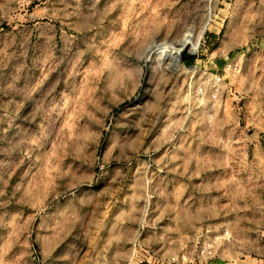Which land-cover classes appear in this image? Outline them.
I'll list each match as a JSON object with an SVG mask.
<instances>
[{
    "label": "rangeland",
    "instance_id": "1",
    "mask_svg": "<svg viewBox=\"0 0 264 264\" xmlns=\"http://www.w3.org/2000/svg\"><path fill=\"white\" fill-rule=\"evenodd\" d=\"M0 264H264V0H0Z\"/></svg>",
    "mask_w": 264,
    "mask_h": 264
},
{
    "label": "bare ground",
    "instance_id": "2",
    "mask_svg": "<svg viewBox=\"0 0 264 264\" xmlns=\"http://www.w3.org/2000/svg\"><path fill=\"white\" fill-rule=\"evenodd\" d=\"M27 5H28V7H30L32 5V2L31 1L28 2ZM198 47H199V37L195 36L193 31H190L178 43H174L173 45H169L168 46V50L165 51L164 46H161V47H158L160 49L156 50V51H158V52H160V51L167 52V55L171 57V64L174 66V68L178 69V68H180L179 67V59H180L181 53L185 49H188L189 52L194 53L198 49ZM158 48H156V49H158Z\"/></svg>",
    "mask_w": 264,
    "mask_h": 264
}]
</instances>
